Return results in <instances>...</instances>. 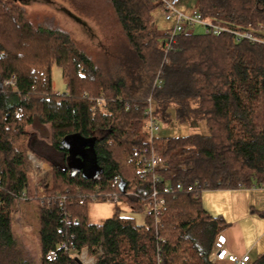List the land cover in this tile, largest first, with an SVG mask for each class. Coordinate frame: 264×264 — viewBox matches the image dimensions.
<instances>
[{
	"label": "trees",
	"instance_id": "16d2710c",
	"mask_svg": "<svg viewBox=\"0 0 264 264\" xmlns=\"http://www.w3.org/2000/svg\"><path fill=\"white\" fill-rule=\"evenodd\" d=\"M109 2L123 42L120 53L95 61L68 32L33 23L20 0H0V264H32L15 234L17 209L30 202L38 205L41 264H79L63 251L46 260L63 243L88 247L96 264H212L209 255L229 225L204 209L201 194L264 187V43L188 27L167 53L166 32L154 24L162 3ZM196 8L205 20L264 39V0H197ZM55 65L66 80L64 94L53 88ZM149 99L157 123L174 115L179 123L204 122L209 135L151 137ZM71 136L90 144L86 157L101 170L97 177L69 168L63 142ZM136 148L153 150L167 169L142 179ZM28 152L49 166L33 192ZM178 182L184 191L164 192ZM154 191L164 208L143 225L119 208L91 223L92 202L80 204L117 193L144 213ZM61 197L62 207L52 203ZM252 264H264V253Z\"/></svg>",
	"mask_w": 264,
	"mask_h": 264
},
{
	"label": "rangeland",
	"instance_id": "374dc122",
	"mask_svg": "<svg viewBox=\"0 0 264 264\" xmlns=\"http://www.w3.org/2000/svg\"><path fill=\"white\" fill-rule=\"evenodd\" d=\"M27 9L31 21L37 25L56 28L68 32L77 45L92 56L95 61L104 60L105 53H120L123 42L121 28L109 0H20ZM197 7V0H181L180 9L191 12ZM154 24L166 32L172 23L165 20L162 11L155 14ZM198 33L203 30L196 27ZM54 91L57 94L67 92L66 80L62 70L56 65L52 69ZM139 86V85H138ZM156 137H183L188 135H209L204 122L179 123L172 115L170 122H159ZM40 181L44 182L42 178ZM35 180L31 175L29 190L34 191ZM120 215L133 218L137 224H144V213H135L123 201L119 204L93 202L88 207L91 223L99 224L111 218L116 209ZM38 205L36 202L23 203L16 212L15 234L32 264H41L39 239Z\"/></svg>",
	"mask_w": 264,
	"mask_h": 264
},
{
	"label": "built area",
	"instance_id": "2783aa9c",
	"mask_svg": "<svg viewBox=\"0 0 264 264\" xmlns=\"http://www.w3.org/2000/svg\"><path fill=\"white\" fill-rule=\"evenodd\" d=\"M159 3H162V13L165 17V20L169 23H172V27L166 31V41H165V51L168 53L173 49L177 41V37L190 27H200L203 32L207 35L219 36L223 33H228L234 36L237 41L242 39L251 41L252 43H264V39H258L253 36L251 32H240L229 30L225 27H222L218 24H215L211 21L205 20L202 18L201 13L197 8L193 9L191 12H184L180 9L181 0H155ZM260 31L263 32V28H260ZM165 64H169V59L165 57ZM161 76L162 72H159L158 77L155 81V87L161 85ZM15 84V78L13 77L9 81L5 82L6 86H12ZM150 107L145 112L147 116V127L150 132L151 137H154L155 133L159 131V124L156 122L153 115L152 100L149 99ZM98 107L102 111L105 109V100L103 98L98 99ZM136 155L139 157L137 163V171L140 174L142 179H145L148 175L154 174L158 170L167 169L166 162L159 157L153 150L148 149H135ZM28 158L32 166V176L35 180V187L40 186V179L44 178L49 171V166L43 161L37 159L31 152H28ZM2 186V181L0 180V187ZM209 187L206 185L205 190ZM184 191L183 184L178 182L177 184L167 183L164 187V192L168 194H173L177 192ZM188 192L195 191L193 187H190ZM159 191H154L153 193V202L146 208L144 214L146 217H158L164 208V200L158 198ZM102 196V195H101ZM101 197L98 195L87 196L80 200V204H84L86 200L93 202H99ZM105 202L119 204L121 202L120 196L117 193H106L103 195ZM21 201H27L28 196L26 192H23L20 196ZM65 197L58 198L57 200L52 199V203H58L60 207L64 204ZM43 204V202H41ZM71 221H67L69 224ZM76 223V220H73ZM59 251H63L68 255L75 257L79 264H96V258L91 255L88 247H83L82 249H77L74 243H63L59 246L58 251H51L46 255V260L55 261ZM209 261L212 264H217L218 262L228 261L232 264H249L250 257L245 255L242 258L236 256L235 254L228 251L226 248V238L223 235H219L217 238L214 248L209 255Z\"/></svg>",
	"mask_w": 264,
	"mask_h": 264
},
{
	"label": "crops",
	"instance_id": "0c3cea01",
	"mask_svg": "<svg viewBox=\"0 0 264 264\" xmlns=\"http://www.w3.org/2000/svg\"><path fill=\"white\" fill-rule=\"evenodd\" d=\"M201 200L208 213L228 223L221 235L229 252L240 258L249 255V264L264 253V187L205 191Z\"/></svg>",
	"mask_w": 264,
	"mask_h": 264
},
{
	"label": "water",
	"instance_id": "95a60500",
	"mask_svg": "<svg viewBox=\"0 0 264 264\" xmlns=\"http://www.w3.org/2000/svg\"><path fill=\"white\" fill-rule=\"evenodd\" d=\"M63 147L68 151L67 162L73 174L82 173L87 175L89 179L95 178L100 174L101 170L96 164H91L90 167L87 165V159L89 158L86 157V152L91 150L90 144L78 140L76 136H71L65 139ZM77 262L79 263L78 260Z\"/></svg>",
	"mask_w": 264,
	"mask_h": 264
},
{
	"label": "flooded vegetation",
	"instance_id": "af4514ba",
	"mask_svg": "<svg viewBox=\"0 0 264 264\" xmlns=\"http://www.w3.org/2000/svg\"><path fill=\"white\" fill-rule=\"evenodd\" d=\"M87 165L90 167L91 166V161L87 159Z\"/></svg>",
	"mask_w": 264,
	"mask_h": 264
}]
</instances>
